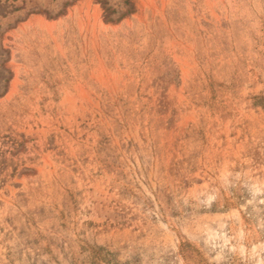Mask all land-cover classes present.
I'll return each mask as SVG.
<instances>
[{
  "label": "rangeland",
  "instance_id": "1",
  "mask_svg": "<svg viewBox=\"0 0 264 264\" xmlns=\"http://www.w3.org/2000/svg\"><path fill=\"white\" fill-rule=\"evenodd\" d=\"M0 264H264V0H0Z\"/></svg>",
  "mask_w": 264,
  "mask_h": 264
}]
</instances>
